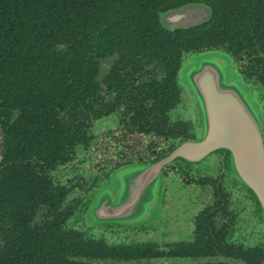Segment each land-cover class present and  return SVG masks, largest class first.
<instances>
[{
    "label": "flooded vegetation",
    "instance_id": "af4514ba",
    "mask_svg": "<svg viewBox=\"0 0 264 264\" xmlns=\"http://www.w3.org/2000/svg\"><path fill=\"white\" fill-rule=\"evenodd\" d=\"M125 21L87 30L89 43L73 44L71 56L64 44H28L12 72L0 68V196L27 206L29 227L54 224L66 243L92 245L98 264H264V203L231 175L228 153L170 157L197 139L209 112L189 81L194 113L183 101L184 61L225 49L194 48L189 35L175 44L174 31L165 45L119 43ZM227 53L261 109L264 146V83L241 49ZM97 196L109 217L87 225Z\"/></svg>",
    "mask_w": 264,
    "mask_h": 264
},
{
    "label": "trees",
    "instance_id": "16d2710c",
    "mask_svg": "<svg viewBox=\"0 0 264 264\" xmlns=\"http://www.w3.org/2000/svg\"><path fill=\"white\" fill-rule=\"evenodd\" d=\"M189 3L209 6L210 18L185 28L170 30L162 26V10ZM125 13L126 39H117L119 43L137 44L141 40L143 44L165 45L174 31L175 44H182L180 35L183 39L189 35L194 48L222 47V51L233 56L241 49L249 64L255 66L258 80L264 83V59L256 57L264 56V0H0V68L2 72H12V61L24 59L18 55L28 44L33 45L28 50L40 47L54 51L64 44L71 56L75 51L71 49L73 44L82 48L89 43L91 28L103 29L110 19ZM77 29L79 36L74 34ZM83 35L86 40L78 43ZM89 36L93 41L94 35ZM255 44L260 50L253 48ZM252 54L255 57L251 58ZM8 193L9 196H0V264H98L91 259L92 245L66 243V236L60 234L56 225L29 227L32 213L22 201L12 202V192Z\"/></svg>",
    "mask_w": 264,
    "mask_h": 264
},
{
    "label": "water",
    "instance_id": "95a60500",
    "mask_svg": "<svg viewBox=\"0 0 264 264\" xmlns=\"http://www.w3.org/2000/svg\"><path fill=\"white\" fill-rule=\"evenodd\" d=\"M211 16L209 6L202 3H189L181 7L162 12L160 22L167 29L185 28L199 25ZM193 63L183 64L179 82L183 86V96L189 82L193 83L199 98L205 103L203 127L199 128L195 141L184 142L180 151H174L170 157H182L188 160L201 158L218 149L228 154L231 175L239 180L244 188L256 191L264 203V146L262 139V113L258 106L251 104L250 90L233 70V59L225 51H205L193 54L189 59ZM189 81V82H188ZM241 81V82H240ZM239 96V99H238ZM254 102V101H253ZM203 114V113H202ZM201 120V118H199ZM186 124L185 120H180ZM188 124V123H187ZM154 169L147 172H154ZM127 171L120 169L112 176L122 180ZM106 189V187H101ZM97 202L86 207L83 221H105L107 212Z\"/></svg>",
    "mask_w": 264,
    "mask_h": 264
},
{
    "label": "rangeland",
    "instance_id": "374dc122",
    "mask_svg": "<svg viewBox=\"0 0 264 264\" xmlns=\"http://www.w3.org/2000/svg\"><path fill=\"white\" fill-rule=\"evenodd\" d=\"M185 62V64H187V63H193V59H191V60H189V59H187L186 61H184ZM190 64V65H191ZM259 94H261V92L259 91L258 92ZM188 97H189V93H188ZM183 101H184V103L186 104L187 103V101H188V104L189 105H192V111H193V113H194V111L197 109V107H196V102H195V100L194 99H192V98H187V91L185 92V94H184V96H183ZM193 118H195V116H193Z\"/></svg>",
    "mask_w": 264,
    "mask_h": 264
}]
</instances>
